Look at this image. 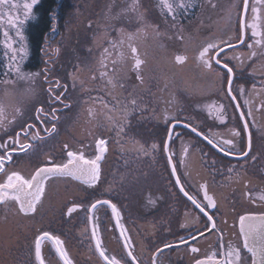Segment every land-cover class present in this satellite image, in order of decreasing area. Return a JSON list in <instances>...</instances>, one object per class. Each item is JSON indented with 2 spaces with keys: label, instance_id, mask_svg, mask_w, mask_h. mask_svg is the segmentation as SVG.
I'll return each mask as SVG.
<instances>
[{
  "label": "flooded vegetation",
  "instance_id": "obj_1",
  "mask_svg": "<svg viewBox=\"0 0 264 264\" xmlns=\"http://www.w3.org/2000/svg\"><path fill=\"white\" fill-rule=\"evenodd\" d=\"M237 1L230 18L225 0L217 16L216 7L215 13L197 14L202 8L197 9L194 0H184L185 7L173 3L172 13L162 0L158 5L150 0L155 5L139 7L136 21L126 10L108 13V7H100L90 16L92 31L81 34V64L70 52L66 54L69 83L53 74L55 67L47 66L39 80L43 86L37 105L14 118L5 111L0 125V144L5 147H0V156L10 154L11 160L5 159L0 183L13 172L30 179L41 167L65 164L69 151L95 159L100 139L106 141V151L98 162L100 179L92 187L70 176L50 177L35 212L22 213L13 200L0 203V223L18 231L9 242L13 233L2 235L0 230L2 264H39L35 241L43 232L59 237L72 264H106L96 250L94 228L106 255L125 264H132L129 250L136 264H188L209 246L216 257H222L228 241L239 242L238 215L264 209V58L260 62L259 57L264 53V0H248L246 12L243 0ZM241 19L244 43H240ZM253 24L260 35H252ZM209 43L218 45L206 57L211 70L198 59ZM130 45L143 61L138 70ZM177 55L187 59L177 63ZM225 63L232 68L231 96ZM172 65L180 66L174 78ZM190 77L195 85L204 82L206 89L192 88L187 83ZM39 108L43 112L37 113ZM37 133L39 138L33 139ZM227 140L232 143H224ZM21 145L31 147L25 152ZM201 185H206L214 208L207 207ZM97 200L116 205L130 241L128 249L109 205L89 211ZM77 205L76 211L68 212ZM193 247L198 251L193 252ZM41 255L44 264H64L51 240H42Z\"/></svg>",
  "mask_w": 264,
  "mask_h": 264
},
{
  "label": "rangeland",
  "instance_id": "obj_2",
  "mask_svg": "<svg viewBox=\"0 0 264 264\" xmlns=\"http://www.w3.org/2000/svg\"><path fill=\"white\" fill-rule=\"evenodd\" d=\"M149 1L150 0H71L70 8L68 9L66 16H64V19L60 20L57 15L52 16L51 27L44 33V37L41 41L43 43L42 49H45L42 52L39 49L38 55L36 56L37 58L33 63H30L31 60H29L31 46L29 45V36L27 34L29 30L31 31L33 29L31 24H33L34 20L37 18L34 6L38 0L32 5L31 12L27 18L25 16L27 10L24 8V5L26 3L32 4V0H9L8 4L0 6V103L4 106V114L6 113L5 111H8L12 113L11 118H14L17 115V109L20 110L19 112H22L23 110L26 111L28 108L37 105L39 101L38 99H40L42 93V89H40L42 83H40L39 80L42 79L44 73H47V66L51 68L52 66L55 67L53 74L56 77H59L63 82L67 84L69 83L71 74L65 71V69L68 67L70 61L67 62L69 56H66V54L70 52L73 56V60L77 61L78 64H81V60H83V57L79 53V43L82 39L81 34L83 35V32L88 34L92 31V26L94 24L91 22L90 16H94V13H96L98 8L101 7L104 9L108 7V9H106V12L108 13H112V11L116 12L119 9L122 11L126 10L127 16H130V14L132 15L130 20L136 21V19L138 20L140 17L139 7L142 8L146 5L147 8L154 4V2L153 4H150ZM183 1L184 0H169L171 4L176 3V5L181 3L184 4ZM223 1L224 0H194V3L196 4L195 6H197V9L199 7L202 8L197 14L206 15L209 12H214V8L216 7L217 12L216 10L215 12L217 16L220 12L219 7L221 8L224 3ZM155 3L158 5V0H155ZM237 3V0H225V10L226 12H229L228 18H230L231 10L234 9L235 4ZM12 5H15V7H12ZM190 5L193 6L192 4ZM151 14L150 9V12L148 11L149 22L151 18H154ZM193 14L195 15L196 11ZM9 16L15 21V26L9 23ZM224 19L227 18L225 17ZM223 20L221 19L222 22ZM20 21H23V23H20ZM116 21H118V19H116ZM149 25L151 28V22ZM165 26L167 29L172 30L170 24L165 23ZM137 28H139L138 25ZM197 30L198 28H196V31ZM18 31L22 34L23 39L17 34ZM6 32L8 33L7 36L4 35ZM188 32H190L189 29L186 33ZM262 32L264 34V29ZM154 33L151 32V34ZM191 33H193V31ZM8 44H11L12 47L8 48ZM21 48L25 49L27 55H24V53L21 52ZM263 54L261 56L259 54L260 62L263 61ZM169 55H171V53ZM13 56H15L14 60L12 59ZM17 68L20 69L19 73L16 71ZM169 68L173 69L174 72L172 78L176 77L178 74L176 70H180V66H176L175 68L172 65V67ZM47 76L50 77L53 75L48 74ZM187 83H190L194 89H206L205 83L200 80L197 84L199 87L195 85L193 77H190L187 80ZM195 86L198 88H195ZM230 99L232 101L234 100L232 97ZM257 209H259V207ZM0 230L2 235L5 233L8 236H11V232L13 233L11 237H7L9 242L11 238L13 240L18 237V231L14 229L13 225L11 226L0 223ZM1 239L2 237H0V241ZM245 256L248 257V260L251 259L250 253H246ZM2 260L3 253L1 250L0 261L2 262Z\"/></svg>",
  "mask_w": 264,
  "mask_h": 264
},
{
  "label": "snow or ice",
  "instance_id": "obj_3",
  "mask_svg": "<svg viewBox=\"0 0 264 264\" xmlns=\"http://www.w3.org/2000/svg\"><path fill=\"white\" fill-rule=\"evenodd\" d=\"M9 0H0V6L8 4ZM36 3V0H32V4H25L24 8L27 10L25 13V16L30 14L32 5ZM163 6L168 10L169 13L173 12V5L169 3V0H162ZM244 4V11H247L248 8V0H243ZM12 7H15V5H12ZM179 7H185L183 3L179 5ZM257 9L253 8V12H256ZM9 23L15 26V21L11 16H9ZM20 23H23V21H20ZM253 28L252 35L257 36L260 35L258 32L255 31V25H251ZM243 28H244V21L241 19V36H240V43H244L243 39ZM18 35L21 36V39H23L22 34L18 31ZM5 36L8 35V33H4ZM131 38V37H129ZM122 43V41H121ZM257 44H261V40L256 41ZM8 48H11L12 45L8 44ZM131 52L133 56L135 57V64L134 67L138 70L140 66L143 64V61L139 58L137 54V49L133 46H131ZM218 45L209 43L206 47H204L198 56V59L202 61L205 68L211 70L212 69V63L209 59H206L208 56V53L210 49L217 48ZM228 47H234V45L228 44ZM248 47H252V45H248ZM21 52L24 53V55H27V52L24 48H21ZM105 52H107V49H105ZM219 52H223V48L219 49ZM219 52L217 55H219ZM253 56L256 55L255 52L252 53ZM12 59H15V56L12 57ZM187 58L183 55H177L176 61L177 63H184ZM215 63L219 65L221 61L219 59L215 60ZM223 68L227 69L228 73V94L231 96L232 94V68L228 66L227 63L223 64ZM16 71L19 73L20 69L17 68ZM137 79H142L140 76H137ZM111 83V81H109ZM57 87H59V83L57 82ZM49 91H52L49 89ZM240 92L243 93V88L240 89ZM235 96H232V99H235ZM56 100H59L60 97L56 96ZM133 104H135V100L132 101ZM247 103V101H246ZM67 107V106H66ZM223 105L219 106L218 111L222 112ZM20 110L17 109V112ZM56 109H53V113H55ZM43 112V108L37 109V113ZM39 119V116H37ZM241 118H243V114H241ZM4 119V106L2 103H0V125L3 124ZM53 119H56L55 115H53ZM31 127V126H30ZM245 128H247V124H245ZM55 125H53L51 132H55ZM123 131V129H121ZM193 132H196V128H192ZM234 135H239V132H234ZM19 133H17V140L16 143H19L18 137ZM39 138L38 133L37 136H34L33 139ZM11 139V137H10ZM207 139V137H205ZM209 143H212L211 140H209ZM226 144H231V140L224 141ZM106 141L103 139L98 140L97 147L99 150V155L95 157V159L87 160L85 159L84 155L82 153H75L72 151H69L67 153L69 159L67 163L65 164H51V166H45L41 167L36 170L35 174L30 178L27 179L24 176H22L18 172H13L7 176V179L4 183H0V203H4L8 200H13L16 203L19 204L20 211L22 213H30L35 212L36 205L40 202L44 191H45V181L49 179L50 177H56V176H70L74 179L82 180L83 183L87 184L89 187H92L96 184V182L100 179V165L99 161L103 157V153L106 151ZM0 147H5V145L0 144ZM31 145H21V151H27ZM165 150H167V145H165ZM223 151V149H221ZM244 156H247L248 153H243ZM5 159L11 160V155L9 154L7 157L0 156V172L4 171V162ZM169 161H171V157H169ZM173 174H175V167H173ZM177 184L180 183L179 178H177L176 181ZM201 187L204 189V198L207 200V207H215V201L211 196L208 195L206 190V185H201ZM181 191L183 192L184 189L181 187ZM184 195L188 197L189 200L200 210V212H205V208L201 206L200 203L197 202V200L189 196L187 192H184ZM261 199H264V197H261ZM97 205H109L112 209L113 215L116 217V227L120 228L121 235L124 236V239L127 241L124 245L126 249L129 248L130 241L128 240V237L125 235V230L123 228V225L120 223V214L117 211L116 205L112 204L111 201L108 200H97L95 203L91 204L89 211H92L96 209ZM79 207L73 206L72 208L68 209L69 213H72L76 211V208ZM91 219V217H89ZM208 219L211 220L212 217L208 216ZM213 228H215V224H213ZM239 231L241 236L243 237V245L242 248L247 250V253L251 254V264H264V215L262 216H251V215H245L240 216L239 218ZM93 238L96 241V250L99 253L100 257L106 262V264H125L120 259H117L115 256H112L111 258L106 255V250L102 247V242L100 240V237L98 235V230L96 228L93 229ZM44 239L51 240L53 244L55 245V250L59 254L60 258L64 261V264H72V262L68 259L67 252L63 248V242L59 239V237L52 236L49 232H43L41 236H38L35 241V255L36 259L39 261V264H44V259L41 255V242ZM165 247H172V245L166 244ZM221 248H223V245H221ZM193 252L198 251L195 247L191 249ZM221 255L226 256L228 259L224 262V264H247V257L243 254L242 249L240 247H232L231 245L228 246L227 252H221ZM127 256L131 258L132 264H136V257L133 255L132 251L129 250L127 252ZM216 254L213 253L212 256L207 258V261L204 260H197L196 264H219V261L215 259Z\"/></svg>",
  "mask_w": 264,
  "mask_h": 264
},
{
  "label": "trees",
  "instance_id": "obj_4",
  "mask_svg": "<svg viewBox=\"0 0 264 264\" xmlns=\"http://www.w3.org/2000/svg\"><path fill=\"white\" fill-rule=\"evenodd\" d=\"M71 0H38L34 6L37 18L31 24L33 29L28 31L29 45L31 46L29 53L30 63L35 62L39 51L44 33L51 27L52 16L57 15L60 20L64 19L68 9L70 8ZM28 63V62H27ZM29 64V63H28ZM1 66V60H0Z\"/></svg>",
  "mask_w": 264,
  "mask_h": 264
},
{
  "label": "water",
  "instance_id": "obj_5",
  "mask_svg": "<svg viewBox=\"0 0 264 264\" xmlns=\"http://www.w3.org/2000/svg\"><path fill=\"white\" fill-rule=\"evenodd\" d=\"M245 215L262 216V215H264V209H258V211H255V210H247V211H244V212L240 213L238 215V219H237L238 220V230H239V218H240V216H245ZM239 234H240V231H239ZM239 241L241 243L240 242H234V241L233 242L228 241V243H227V249H225V252H227L229 245H231L232 247H240V248H242V245H243V237L241 236V234H240V237H239ZM244 251L247 252L246 249H244ZM213 253H215V250L211 246H209V247L206 248L205 251H202V253H201L202 255L200 257L195 258V260L190 261L188 264H196V261L197 260L207 261V258L210 257V256H212ZM215 259L217 261H219V264H224V262H225V258H222V257H216L215 256ZM226 259H228V258L226 257ZM247 264H251V259H249V261H247Z\"/></svg>",
  "mask_w": 264,
  "mask_h": 264
}]
</instances>
